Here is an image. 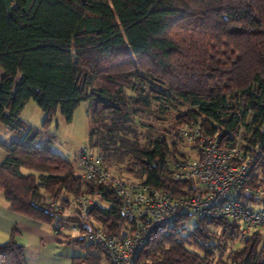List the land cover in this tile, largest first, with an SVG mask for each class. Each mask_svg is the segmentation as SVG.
Masks as SVG:
<instances>
[{
	"label": "trees",
	"instance_id": "trees-1",
	"mask_svg": "<svg viewBox=\"0 0 264 264\" xmlns=\"http://www.w3.org/2000/svg\"><path fill=\"white\" fill-rule=\"evenodd\" d=\"M0 68V122L18 136L1 143L0 191L11 210L67 224L78 221L68 202L86 194L91 218L108 232L126 224L111 183L84 182L75 161L51 148L54 116L71 121L83 100L93 122L88 144L104 166L174 193L194 188L173 179L172 162L196 156L175 126L218 131L224 147L247 150L259 140L245 185L260 192L242 187L237 198L264 205V0H0ZM31 99L44 112L40 128L19 118ZM239 230L235 219L183 214L151 229L137 263L264 264V233L251 230L235 246ZM15 234L0 242V264H27ZM55 234L83 251L70 264L105 257L80 233Z\"/></svg>",
	"mask_w": 264,
	"mask_h": 264
},
{
	"label": "built area",
	"instance_id": "built-area-1",
	"mask_svg": "<svg viewBox=\"0 0 264 264\" xmlns=\"http://www.w3.org/2000/svg\"><path fill=\"white\" fill-rule=\"evenodd\" d=\"M264 129V124L262 126ZM179 135L195 145L196 156L178 158L172 162V177L178 181H191L194 191L174 193L172 189L137 180L115 176L103 164L102 155L87 146L75 154V164L81 179L100 184L111 183L122 200L121 212L126 221L116 232H108L89 214L93 196L79 194L70 199L73 217L78 221L71 228L86 240L94 241L106 250L101 264H138L137 256L151 229L163 222L172 221L183 214L193 217H223L235 219L240 224L238 240L242 241L251 230L264 232V207L254 208L243 204L237 193L260 192L245 185L250 178V167L260 156L258 140L250 149L221 145V134H203L196 123L183 125ZM186 188V189H189ZM63 230L64 225L55 224ZM67 229V228H66Z\"/></svg>",
	"mask_w": 264,
	"mask_h": 264
},
{
	"label": "crops",
	"instance_id": "crops-1",
	"mask_svg": "<svg viewBox=\"0 0 264 264\" xmlns=\"http://www.w3.org/2000/svg\"><path fill=\"white\" fill-rule=\"evenodd\" d=\"M1 73L2 70H0ZM27 104L28 102L25 107ZM23 117L20 114L19 118L28 126L26 119L29 121L30 118ZM7 139H12V133L0 122V146H2L1 143H7ZM195 154H197L196 151ZM2 157L4 156L0 153V161ZM13 228H16V242L25 248L27 264H70L74 256L83 254V251L78 254L76 247L58 242L54 225L38 222L11 210L4 198V201H0V242L9 239Z\"/></svg>",
	"mask_w": 264,
	"mask_h": 264
},
{
	"label": "rangeland",
	"instance_id": "rangeland-1",
	"mask_svg": "<svg viewBox=\"0 0 264 264\" xmlns=\"http://www.w3.org/2000/svg\"><path fill=\"white\" fill-rule=\"evenodd\" d=\"M88 107H89V102L87 100L81 101L80 104L76 107L73 113L72 119L69 122H66L63 116L58 112L54 116L50 126L47 129L48 133L52 135L54 138V140L51 142V148L54 151L64 155L71 161H75L74 154L83 146H87L94 153L97 152L95 148L89 147V144H88L89 129L93 125L91 113H89V111L87 110ZM20 114H21V117L24 116L26 118H30L29 121L26 119V122L28 126L31 125L34 128H40L42 121L44 119L43 110L39 108L36 102L32 99L28 101L27 106L22 110ZM167 116H168L167 121L164 122L165 126H167L169 129H172L174 125L172 123V120L170 119L171 112L168 113ZM183 125L184 124H180L175 127L179 131L180 127H183ZM17 137H18L17 135L12 133V139H16ZM12 139H7L6 142L9 143ZM187 145L190 146L191 144L187 143ZM195 151L196 150L194 149L193 153H195ZM0 153L3 154V156H5V152L2 146H0ZM3 158L4 157H2V159ZM75 167H76V164H75ZM259 172L261 171L259 170ZM260 175H262V173H260ZM0 201H4V196L1 191H0ZM99 201L103 204H106V202L103 201L102 199H99ZM69 203L70 201L68 202V204ZM68 204L66 206V212L68 215L73 217L72 213H74V208L72 209L73 206H70ZM251 205L254 208L264 207L262 201H259L258 203H253V204L251 203ZM73 223H75V221L67 223V224L66 223L65 224L58 223V224L64 225V229L61 231L77 233L71 228ZM192 227H193V222H191V224H188L187 230L185 231V233H188ZM57 231L59 230H56L55 233ZM239 244H240V240H238L235 243V246H238ZM76 250L79 252L78 254L82 252L81 249L79 248H76Z\"/></svg>",
	"mask_w": 264,
	"mask_h": 264
}]
</instances>
